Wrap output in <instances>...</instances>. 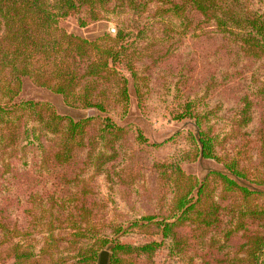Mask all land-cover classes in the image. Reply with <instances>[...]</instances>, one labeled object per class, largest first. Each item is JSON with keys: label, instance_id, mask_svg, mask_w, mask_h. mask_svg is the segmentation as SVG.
<instances>
[{"label": "trees", "instance_id": "16d2710c", "mask_svg": "<svg viewBox=\"0 0 264 264\" xmlns=\"http://www.w3.org/2000/svg\"><path fill=\"white\" fill-rule=\"evenodd\" d=\"M71 16L83 26L115 21L116 33L89 40L63 27ZM190 32L221 38L235 49L234 60L257 64L230 110L240 128L249 125L253 97L264 99V0H0V264H97L106 248L109 264H161L160 254L176 264H264V191L248 184L264 186V124L255 130V157L246 162L231 144L234 130L214 129V111L196 109L199 93L189 97L176 118L196 119L192 149L157 165L171 187L164 213L126 220L104 214L100 221L84 197L95 196L93 205L117 203L112 190L124 182L125 129L109 116L74 120L49 102L18 100L27 77L71 107L100 113L114 107L126 115V72L140 98L145 55L158 61ZM156 44L170 45L161 53L151 49ZM138 139L147 141L140 131ZM198 157L225 171L211 170L202 181L185 173L182 163ZM99 175L109 189L101 198L87 189L79 191V204L56 197ZM49 182L56 187L50 195ZM137 229L153 234L124 239Z\"/></svg>", "mask_w": 264, "mask_h": 264}, {"label": "rangeland", "instance_id": "374dc122", "mask_svg": "<svg viewBox=\"0 0 264 264\" xmlns=\"http://www.w3.org/2000/svg\"><path fill=\"white\" fill-rule=\"evenodd\" d=\"M62 25L69 32L89 40L100 38L106 33H116V23L110 20L93 21L83 26L79 17L71 16L64 19ZM199 34L198 36L192 32L188 33L183 42L170 47V51L165 56L160 55L158 61L145 55L139 66L142 75L148 79L147 85H143L140 90V98L132 76L126 72L130 93V105L126 115H123L119 108L114 107L105 113L95 109L71 107L67 105L61 94L39 87L27 77L23 79L18 100L49 102L59 114L74 120L98 114L109 116L125 129L122 155L124 164L121 167L124 168L121 172L124 175V182L116 185L112 190L118 194L117 203L107 201V206L93 205L95 196L84 197L89 199V206L94 208V211H100L98 217L100 221L104 218V214L116 217L117 220H126L136 213H164L168 197L171 195V187L163 181L157 165L170 159L174 154L192 149V136H196L199 130L196 119L176 118V116L183 111L189 97H194L197 93L200 95L201 103H197L196 109L213 110L214 115L209 122L210 125L214 129L234 130L232 134L235 136L229 137L231 144L242 148V158L246 162L252 161L255 154V130L264 124V99L253 97L256 100L254 119L242 128L239 127L237 117L232 115L230 110L235 106L238 95L242 93L240 88L250 82L251 78L248 76L254 73L257 64L244 59L234 60L235 49L225 44L223 39H214L213 36L200 32ZM169 45L156 44L151 49L160 47L163 53ZM151 49H148V52ZM146 50L147 47L144 53ZM262 68L264 70V64L260 70ZM210 76H213L211 79L213 86L209 89V94H206L205 81ZM226 76L228 82L225 85L229 86L224 88L225 85L222 87L221 85L227 81ZM141 81L142 79L139 80ZM92 110L93 114H91ZM237 129L240 132H237ZM139 131L147 141L141 142L138 139ZM227 146H230V142ZM79 160L82 161V159ZM182 168L185 173L196 176L200 181L211 170L225 171L222 163L204 157H198L195 161H185L182 163ZM52 183L49 182L46 188L49 195L56 188L51 185ZM248 184L264 191V186ZM84 189L95 190L99 198L103 192L109 191L105 177L99 175L90 177L86 181V187L78 186L70 192L60 191L56 197L60 194L65 199H73L76 204H79L81 200L79 191ZM152 234V232L137 229L136 234L128 235L124 239L142 241L151 237ZM154 237L159 238L160 235L154 234ZM158 261L161 264H176L167 261L164 254L158 256Z\"/></svg>", "mask_w": 264, "mask_h": 264}, {"label": "water", "instance_id": "95a60500", "mask_svg": "<svg viewBox=\"0 0 264 264\" xmlns=\"http://www.w3.org/2000/svg\"><path fill=\"white\" fill-rule=\"evenodd\" d=\"M93 113L94 111L92 110L91 114ZM109 258H110V253L108 250L101 251L98 264H109Z\"/></svg>", "mask_w": 264, "mask_h": 264}]
</instances>
